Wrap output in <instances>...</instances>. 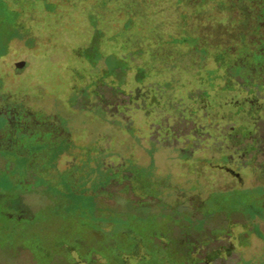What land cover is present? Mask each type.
<instances>
[{
	"label": "rangeland",
	"instance_id": "rangeland-1",
	"mask_svg": "<svg viewBox=\"0 0 264 264\" xmlns=\"http://www.w3.org/2000/svg\"><path fill=\"white\" fill-rule=\"evenodd\" d=\"M200 1L0 0V105L8 99L69 124L88 151L63 150L91 166L72 183L57 170L35 176L23 161L0 167V264H34L25 246L36 242L53 264H68L70 234L109 240L122 226L150 225L198 229L184 246L201 251L200 264H264V110L253 122L223 102L247 91H220L218 62L198 39ZM226 26L202 32L218 37ZM227 155L243 184L218 167ZM122 158L125 167L159 172L168 194L178 183L182 202L197 185L198 204L186 207L200 211L152 201L115 170ZM99 169L117 185L90 181ZM222 244L232 251L206 261Z\"/></svg>",
	"mask_w": 264,
	"mask_h": 264
},
{
	"label": "flooded vegetation",
	"instance_id": "flooded-vegetation-1",
	"mask_svg": "<svg viewBox=\"0 0 264 264\" xmlns=\"http://www.w3.org/2000/svg\"><path fill=\"white\" fill-rule=\"evenodd\" d=\"M212 1L214 3H210ZM215 12L221 13L224 18L216 16ZM196 14L199 21L198 39L211 44L205 54H209L218 62L212 71L219 79L220 91L231 92L237 89L247 91L241 101L225 99L223 102L231 104L234 107L232 110H235L238 116L244 115L250 121L257 122L261 119L264 110L260 102V96L264 93L257 88L259 83L264 85V0H201L198 2ZM221 23L227 25V33L223 30L222 35L209 36L210 38L203 35V28L207 25L216 27ZM18 62L15 63V68L21 70L26 65V61H21L24 63L22 66L18 65ZM221 80L224 81L222 85ZM232 81L238 85L231 86ZM258 92L261 95H257ZM4 102L5 104L0 105V167L5 165L19 167L20 162L23 161L24 166L35 176L48 175L57 170L59 174H66L71 183L75 182L77 171L91 167L86 163L76 162L75 157H72L67 150H63L64 147L74 145L83 148V152L88 151V148L83 147L86 143H82L81 139L77 138L69 124H64L55 117H49L43 109L31 110L25 104L18 102L12 105L13 103L8 99ZM201 107L207 106L201 104ZM97 145L100 144H94L97 149L101 148ZM116 156L120 158L119 155ZM230 159L227 155L226 163L218 167L235 177L238 181L237 185L243 184L242 171L240 168L236 169ZM69 161V164L63 166V163ZM117 165L115 170L120 171L121 178L137 179L139 189L148 194L152 201L183 204L184 211L191 215H196L200 211L198 206L191 211L186 207L189 204H198L197 185L187 195V202H182L181 193H177L180 188L178 183L173 182L170 186L169 192L174 189L175 195L168 194L166 185L163 184L165 180L159 172L144 173L136 165L125 167L124 158ZM96 176L97 178L101 176L100 181H97ZM51 180L55 181L54 178ZM94 180L99 183L100 189L109 190L108 187L115 183L110 174L103 173L101 169L91 177L90 181L96 183ZM107 224H109L107 228L114 225L112 222ZM119 231L120 237L109 240L105 239L102 233L95 231L97 242L87 238L85 234H70L68 243L62 245L67 256L66 262L68 264H200L198 257L201 251L198 253V248L193 247L192 242L184 246L186 236H198V229L182 228V231L177 233L173 228L170 232L160 226L150 225L144 231L128 226H122ZM229 237L231 238V235ZM25 247L33 253L36 260L34 264H53V260H48L49 250L41 243L36 242ZM227 250L232 251V248L224 244L219 245L213 253L214 258L208 256L204 258L207 259L206 261L214 262L215 256L220 257V254ZM42 255H45L46 259H43Z\"/></svg>",
	"mask_w": 264,
	"mask_h": 264
},
{
	"label": "water",
	"instance_id": "water-1",
	"mask_svg": "<svg viewBox=\"0 0 264 264\" xmlns=\"http://www.w3.org/2000/svg\"><path fill=\"white\" fill-rule=\"evenodd\" d=\"M17 64L20 65V66H22L24 63L23 62H18Z\"/></svg>",
	"mask_w": 264,
	"mask_h": 264
},
{
	"label": "trees",
	"instance_id": "trees-1",
	"mask_svg": "<svg viewBox=\"0 0 264 264\" xmlns=\"http://www.w3.org/2000/svg\"><path fill=\"white\" fill-rule=\"evenodd\" d=\"M203 44L207 45L208 47H211V44H206V43H203ZM214 46H215V45H214Z\"/></svg>",
	"mask_w": 264,
	"mask_h": 264
}]
</instances>
